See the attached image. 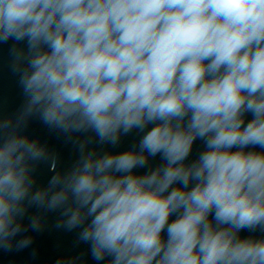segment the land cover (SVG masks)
<instances>
[{
  "label": "clouds",
  "instance_id": "1",
  "mask_svg": "<svg viewBox=\"0 0 264 264\" xmlns=\"http://www.w3.org/2000/svg\"><path fill=\"white\" fill-rule=\"evenodd\" d=\"M9 41L0 251L55 214L54 264H264V0H0Z\"/></svg>",
  "mask_w": 264,
  "mask_h": 264
},
{
  "label": "water",
  "instance_id": "2",
  "mask_svg": "<svg viewBox=\"0 0 264 264\" xmlns=\"http://www.w3.org/2000/svg\"><path fill=\"white\" fill-rule=\"evenodd\" d=\"M11 41L8 44H0V114L14 112L22 103L23 97L17 83V77L13 75L10 64L9 52ZM31 131L35 135L48 138L50 142L62 153L63 163L67 165L73 158V148L65 144L62 138L49 136L47 131L38 123L33 124ZM135 134L126 137L121 147H126L133 142ZM195 154V153H194ZM51 173L42 169L40 178L42 181L48 179ZM56 215L50 214L47 228L40 233H34V243L19 253H4L0 251V264H26L29 259L39 260L40 264H54L61 255H75L86 250V245H76L75 233H68L54 227ZM89 264H94L88 257Z\"/></svg>",
  "mask_w": 264,
  "mask_h": 264
}]
</instances>
